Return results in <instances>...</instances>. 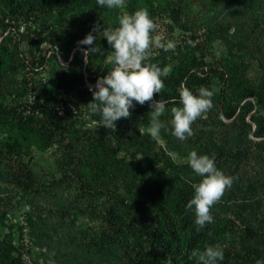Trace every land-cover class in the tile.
Instances as JSON below:
<instances>
[{
	"label": "rangeland",
	"instance_id": "1",
	"mask_svg": "<svg viewBox=\"0 0 264 264\" xmlns=\"http://www.w3.org/2000/svg\"><path fill=\"white\" fill-rule=\"evenodd\" d=\"M51 4L42 13L12 19L0 0V264H11L17 256L22 264H199L191 253L209 245L224 250L217 264L264 261V191L250 197L239 189L226 190L215 204L219 220L206 230L197 231L194 208L186 211L195 194L192 185L202 180L188 157L204 144L207 117L216 106L192 124L194 135L186 140L173 135L171 109L182 107L171 103L175 98L165 104L159 118L164 127L156 139L147 131L154 98L143 105L133 101L130 117L119 119L115 130L106 128L87 104L93 100L89 85L114 67V50L90 53L87 60L84 55L95 45L102 50L108 43L103 29L119 27L121 15L146 8L158 25L153 36L177 45L151 50L150 62L164 58L172 69L169 75L176 77L167 88L178 96L182 87L197 94L199 78L212 74V88L218 91L224 86L221 68L212 66L227 54L225 40L246 56L257 44L264 51V0H125L124 8L113 9L97 0ZM173 9L184 27L172 18ZM97 23L101 32L92 33L93 45L79 44ZM55 37L59 43L54 45ZM201 52L211 65L204 71L194 62ZM70 62H81L83 72L74 88L63 93L55 75ZM261 73L252 59L245 75L256 89ZM145 162L150 171L141 175L138 164ZM117 164L124 167L115 170ZM215 164L235 178L236 162L226 170L222 160ZM94 168L105 171L95 175ZM108 175L112 187L95 179ZM113 190L140 206L152 204V193L163 196L174 219L175 235L169 240L179 244V255L155 251L141 225L129 231L113 226L107 212ZM258 201L257 210L243 207ZM243 215L260 218L257 241L238 231Z\"/></svg>",
	"mask_w": 264,
	"mask_h": 264
},
{
	"label": "trees",
	"instance_id": "2",
	"mask_svg": "<svg viewBox=\"0 0 264 264\" xmlns=\"http://www.w3.org/2000/svg\"><path fill=\"white\" fill-rule=\"evenodd\" d=\"M9 10L12 19L20 17H31L33 13L39 14L47 10L51 6L53 0H3ZM57 1V0H55ZM172 18L178 25L184 27L178 20L179 14L177 9H173ZM55 45L59 43V39L55 37L51 39ZM227 54L220 58V63L214 67L215 71L219 70L221 79L224 81L218 91L212 88L213 75H204L200 79L198 92L201 87H207L214 92L212 97L213 105L216 111L209 113L210 120L205 125L204 137L206 138L202 147L198 149L200 155L207 154L209 156L215 154V160H222V165L225 170L230 169L236 162L235 178L230 189H239L245 194H250V197H255L258 191H264V51L260 45L253 46L251 54L246 56L243 53L233 51V46L230 45L228 40ZM111 46L104 42L99 51L100 54L106 53ZM241 49V48H239ZM255 59L258 66L261 68V78L258 84V89L252 86L246 78V70L251 64V60ZM194 62L197 68L204 71V67L211 65L206 60V56L202 52L194 55ZM158 65L163 68L166 65V60L163 58ZM83 72L82 63L78 64L69 63V67L65 70L56 71L55 79L57 87L63 93H69L75 86L78 77ZM205 73V72H203ZM176 77L168 75L162 77L164 80V89L154 95L156 101L162 100L170 102V99L175 98L171 103H180V96L175 92H171L168 85ZM177 95V96H176ZM49 103V102H47ZM45 125L43 124V131ZM232 155V159L230 158ZM148 162L139 163L138 169L141 175L149 173L150 169L147 165ZM124 165V164H121ZM124 166L115 165L113 168L119 170ZM234 169V168H233ZM105 169L94 168V173L99 174ZM139 170H136L139 172ZM106 175V172H104ZM99 177V178H98ZM95 179H100L102 182L110 183L113 186L110 176L102 179L97 176ZM110 180V181H109ZM98 182V181H97ZM151 183V182H150ZM145 184L150 187L152 184ZM109 184L107 183L106 186ZM174 189V186L171 188ZM111 191L108 205V215L110 223L113 226L120 228L125 227L126 230L138 228L140 225L146 228L145 234L147 239L150 240L152 247L155 251L160 253H170L173 256L179 255V244L171 242L169 238L175 235L174 219L170 212L168 205L164 203V197L152 193V204L148 206H140L126 202V199L119 193ZM171 192V190H169ZM174 191V190H173ZM244 205V204H243ZM257 205V206H256ZM255 208L253 205H244L246 208H253L255 210L260 207V201L256 203ZM215 205L211 208L214 222L219 220V213ZM258 217V216H257ZM256 216L243 215L241 216V226H238L240 234L248 239L257 241L261 232L258 228V220ZM190 222V221H188ZM213 222V223H214ZM202 229H207L208 226ZM190 225H194L192 221ZM11 264H22L21 256H17Z\"/></svg>",
	"mask_w": 264,
	"mask_h": 264
},
{
	"label": "clouds",
	"instance_id": "3",
	"mask_svg": "<svg viewBox=\"0 0 264 264\" xmlns=\"http://www.w3.org/2000/svg\"><path fill=\"white\" fill-rule=\"evenodd\" d=\"M97 3L109 9L125 7V0H97ZM157 28L158 25L148 10L141 8L133 14L121 15L119 27L114 30L103 29V37L107 38L108 44L114 50V56L111 58L114 67L106 76L98 78L94 86L89 85L90 91H93V100L87 105L92 113L100 115L102 125L106 128L115 130L119 119L130 117V108L134 107L133 101L141 105L152 102L154 95L164 89L162 77H167L172 69L170 66L161 68L158 64L150 62L153 55L151 50L156 47L169 51L174 50L177 45L171 40L162 42L164 38L161 35L153 36ZM93 32H101L99 23L78 43L93 45L96 39ZM188 43L194 46L191 40ZM99 51L96 45L84 50L86 60L90 53ZM213 95L214 92L207 87H201L198 94L182 87V107L171 109L174 136L186 140L194 135L192 124L213 107ZM165 104L162 100L151 103V120L147 131L153 139L159 137L160 130L164 127L159 118L166 110ZM140 132L142 134V130ZM188 163L193 171L202 177L199 183L192 185L195 194L186 205V211L194 208L195 224L199 231L214 222L211 208L232 186L234 178L217 168L215 154L198 155L193 150L189 154ZM191 255L198 257L199 264H217L218 261L224 260V250L220 245H209L203 251L194 250ZM256 264H264V261L257 260Z\"/></svg>",
	"mask_w": 264,
	"mask_h": 264
}]
</instances>
